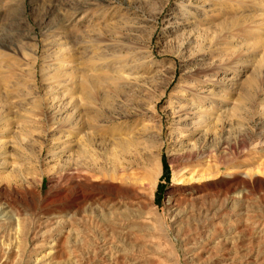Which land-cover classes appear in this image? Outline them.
I'll list each match as a JSON object with an SVG mask.
<instances>
[{
    "label": "rangeland",
    "instance_id": "rangeland-1",
    "mask_svg": "<svg viewBox=\"0 0 264 264\" xmlns=\"http://www.w3.org/2000/svg\"><path fill=\"white\" fill-rule=\"evenodd\" d=\"M0 204V264H264V0H0Z\"/></svg>",
    "mask_w": 264,
    "mask_h": 264
},
{
    "label": "bare ground",
    "instance_id": "bare-ground-1",
    "mask_svg": "<svg viewBox=\"0 0 264 264\" xmlns=\"http://www.w3.org/2000/svg\"><path fill=\"white\" fill-rule=\"evenodd\" d=\"M21 177V175L18 173L17 174V176H16V178H20ZM94 193V192H93ZM92 196V195H91ZM85 197V196H84ZM90 198H94V196H92V197H90ZM76 199V198H75ZM83 199H85V198H83ZM95 199V198H94ZM78 201V200H77ZM84 201V200H83ZM7 204H9V203H7ZM76 204V203H75ZM11 205V204H10ZM0 207H1V204H0ZM73 207V206H72ZM76 207V206H75ZM58 211V213H59V210H57ZM1 213H3V211L1 212L0 211V214ZM61 213V212H60ZM50 216H51V214H50ZM65 220V219H64ZM62 219L61 220H59V222H53L52 220H50V219H47L46 221H45V225H50V226H52V225H60L62 222ZM66 222H67V220H66ZM16 223H17V227H21V219L19 218V216L17 217V219H16ZM61 226V225H60ZM55 227V226H54ZM43 228V227H42ZM46 228H48L47 226H45V229ZM53 230H54V228H53ZM52 231V229L50 228V229H47V230H45L44 232H42V234L41 235H43V236H46L48 233H50ZM19 233H20V230H19V232H18V235H19ZM67 233V232H66ZM59 239V238H58ZM10 249L12 250L13 249V247H11L10 245H9V247H8V250L10 251ZM195 249V248H194ZM37 253V252H36ZM11 254V253H10ZM42 257H44V256H42ZM40 262H41V260H38V261H36L35 262V264H40Z\"/></svg>",
    "mask_w": 264,
    "mask_h": 264
}]
</instances>
